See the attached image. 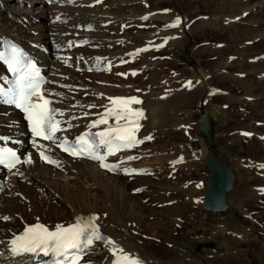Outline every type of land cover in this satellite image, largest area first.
Segmentation results:
<instances>
[{
    "label": "bare ground",
    "instance_id": "6f19581e",
    "mask_svg": "<svg viewBox=\"0 0 264 264\" xmlns=\"http://www.w3.org/2000/svg\"><path fill=\"white\" fill-rule=\"evenodd\" d=\"M31 1L34 2V10L28 11L24 6L31 4ZM44 1L45 0H0V40L4 36H8L27 47L31 48V46H33L32 50L40 60L41 64L47 68V74L54 75L53 78L51 77V80L67 87V89L62 90L55 86L53 88L50 87L49 90L56 95H62L58 104L65 108L60 109V112H66L64 117L72 119L71 124L74 127L78 126L75 131L80 130L82 124L89 125V123L101 119L106 110L112 107L110 98L135 97L139 99L141 103L133 104L131 106L132 108H135V110H140L143 113V118L139 119L140 128L138 133H140V135L146 138L149 136L153 137L157 134V131L162 135L164 133L173 132L178 123L176 121V111L178 109H181V107L185 109L183 116L186 115L184 119L188 120L189 110L187 105L189 104L188 102L191 97H183V100L178 101L179 92H176V89L174 90L169 85L167 86V84L166 93H170L169 98H171V100L167 95L163 97L164 99H159L156 95L158 93H155L152 90H149L146 96L136 94L138 92H134L135 88L131 85V82L134 81L132 76L130 75L129 77L130 82H125L122 79V76L125 75L127 69L119 67L117 65L118 60L133 59L135 58L132 56L133 50H136L137 53H144L154 50V47L158 48V44L159 46H167L166 48L169 49H171L170 45L172 44L186 47L184 53L188 54V57H201L210 51L214 52L219 48L218 46L216 48H211L210 46L206 48H196L194 45L193 40L196 33H199L197 35H202L206 32L205 30L207 27L205 29L203 27L208 24V21L198 22L201 20L210 19L209 22L216 20V23L219 24L218 22H222L224 18H227V20L240 23V21L242 22L246 18L251 17L254 20L249 22V24L254 23L256 25L257 23L259 27H264V0H215L214 2L223 3V6H225L223 7L221 14L212 15L211 17H205L203 14L202 16L204 17L199 18L197 17L198 15H194L188 18L187 25L189 29H187L185 33H183L178 26V28L169 29L170 27L168 26L174 24L177 18L181 20L182 16L180 15V11L182 12L187 6L198 2V0H177L180 9H165L160 13H157L159 9H154L155 13L153 14L156 15L154 17L155 20H160L166 23V25L162 26V28H164L163 31H155L151 37L149 35L146 36L145 34H133L129 37L130 41H127L126 27L128 24H134L137 22L142 23L144 18H139V16L134 15L116 16L117 14L115 15L113 13L115 7L111 10L108 9V11L100 12L101 5L90 6V3L95 0H81L77 1V3L72 6L60 8L55 5L46 7L43 5ZM210 1L212 0L207 2L210 3ZM17 5L21 8H17ZM108 7L110 8L111 6ZM250 8L252 9L251 11H249ZM243 10H245L247 14H244L245 12H243ZM35 13L38 14L37 17L30 20V22L23 23V19H28L30 14ZM156 13L160 15L158 16ZM54 16H59L61 19L65 20L64 23H53L52 20ZM12 19L21 22V24L19 23V25H16L15 22L13 23ZM38 22L43 24L41 30L37 29L36 24H38ZM82 22L83 24L92 23L94 25V30L91 33L83 34V37L88 39L89 45L85 46L83 49L75 50L71 61H67L64 54L60 60L56 59L55 57L59 53H54L51 43L53 41H67L68 37L78 33L75 26ZM200 24L202 25L199 26ZM102 25H105V27H102ZM211 25H213L212 22ZM116 26L120 27L121 30L114 28ZM165 29L166 31H164ZM113 30L118 35L120 33L123 34L124 37H111L106 34V32ZM262 30L264 31V29ZM251 31L252 32L248 29L244 32L252 34V36L250 34L251 39L248 44H252V46L256 47L255 49L258 51L256 54L254 52L256 56H253V59L250 57L247 60H243V58L239 57L241 55L235 53V57L232 61L230 60L231 62L228 61V64L230 66H244L245 63H248V65L252 66L253 70L249 66L246 67L250 69L251 74H249L250 72H247L245 75H250L254 78V76L257 77L258 75L264 74L263 71H260L259 69L261 67L264 69V32H261L259 35V33L254 34V30ZM64 35H66V39H62V36ZM161 37H164L165 39L159 40ZM30 40L33 41L29 42ZM38 40H43L45 42L43 43V41H41L42 44L38 45ZM118 41L123 42L119 43ZM139 47H143V49H138ZM226 47L229 48V46L222 45V49H227ZM93 48L96 50H89ZM43 50L47 51L46 55L42 54ZM115 57H118V59L114 60V63H112L111 60L115 59ZM87 61L90 62V65L101 61H104L103 64L108 62L111 63V70H113L111 74L112 77H108L104 72H101V74L96 77L100 80L96 78L94 79L106 84L114 83L116 89L100 87L96 85V81H92V84H88L84 79L91 77L84 72L78 75L70 70H74L77 66H82L85 69ZM65 63H68L70 68L65 69ZM225 63L227 64L226 60ZM152 67L153 66H151V69ZM202 68L203 79L196 84V87L198 88H202L203 86L206 91H212L220 81L222 82V80L228 78V75H222L223 68L217 67V61L210 62ZM60 74H63L66 78L58 79L55 77ZM208 75L209 78L204 79ZM229 78L235 77L232 76ZM216 79L217 81L215 82ZM242 82H245V80ZM77 87H83L84 91L72 94ZM246 92H248V89H246ZM158 109H160V111ZM204 117L207 116L204 114L203 118ZM120 123L122 124L124 121H120ZM112 124H116L115 118L109 117L108 124H101L97 129ZM190 129L186 134L190 135V133L193 132ZM0 135H9L20 140L24 138L25 133L23 123L12 109L0 107ZM156 149L157 151L159 150L158 148ZM163 149L162 151L165 150ZM170 149L172 150V148ZM170 149H168L167 152L170 151ZM20 150L23 156V161L18 166V170L0 175V179L5 181L4 191L0 195V251L7 249L8 241L17 236L22 229L28 226L43 224L51 229H56L57 225L67 226L70 225V223H76L81 219L86 221L88 218L94 216L97 217L94 223L98 227L99 232L107 239L112 240L115 243L116 248L122 249L124 254L135 255L145 264H160V259H167L170 264H176L179 259L178 254L176 255L173 253L171 247L159 241L157 238L158 233L155 230L160 227L165 230V224L161 221L163 216H160V214L157 213L158 210L154 211L151 208V204L155 201L167 199L169 196H166V193L171 191V193H178V196L175 199L177 200V203H182L180 205L181 208H184L183 204H186L187 202L196 206L199 202L200 194H198L199 191L196 193V191L192 192V190L191 192H184L179 189L173 191L165 186L167 185L166 183L165 185L158 184L159 187L150 191L152 189L151 185L155 184V181L158 180V178H154V173L168 169V165L172 166L171 164H168V160L171 159L168 158L167 163L164 162L165 160L161 162L164 157L158 158L161 155L158 156V153L160 152L153 153L144 150V153L141 155L150 156L154 154V156H150L152 157L150 159L152 161H148L147 158L138 161L137 165L130 164V166L141 168L144 178H142L138 185L136 183L129 185L126 181L121 180L116 176H111L97 170L92 163L79 160L75 161L51 155L53 160L56 161V164L54 167H47L41 163L37 154V149L24 146L23 144V146L20 147ZM40 150L50 151V148L47 144H43ZM203 151L204 150L202 149V156L200 159H197L200 160V162H202V159L206 156ZM28 158H31L32 162L30 164L24 163ZM173 160L174 159L172 158V161ZM22 181L29 183L31 187L22 188V186H20ZM155 185H157V183ZM141 187L145 189V192L148 195L143 194L140 196H143V198L148 197V204H144L142 202L143 199L140 200V198H138L139 196L136 197L131 194L132 191ZM53 190L54 193H52ZM56 191L64 194H62L64 199L62 198L63 200L60 203L59 208L48 206L46 204L43 205L42 203L41 205L35 201L33 203H23L14 198L18 193H25L27 197L33 193L36 197L40 193L51 192V196H56ZM161 192L164 193L161 194ZM231 192L232 191L225 196V209L223 212L227 210L226 200ZM183 196L185 198L184 200ZM238 196L239 193L237 192L233 195V197ZM240 197H242V195H240ZM181 208L172 207L171 210L166 211V215L163 214L168 217V221L173 220L176 218V213H181ZM3 217H8L10 221H5L6 223H3ZM155 242L158 243V245ZM202 248H205V245H203ZM117 255H120V253H117ZM90 256L96 257V259L93 258L94 260L87 261L93 264H108L109 261L115 257L113 255V249L109 245L101 246ZM170 256L173 257V260L169 259ZM2 257L4 256L0 255V264L5 262ZM183 262L184 261H182V263ZM161 264H163V262Z\"/></svg>",
    "mask_w": 264,
    "mask_h": 264
},
{
    "label": "rangeland",
    "instance_id": "374dc122",
    "mask_svg": "<svg viewBox=\"0 0 264 264\" xmlns=\"http://www.w3.org/2000/svg\"><path fill=\"white\" fill-rule=\"evenodd\" d=\"M110 1H103L104 3L102 6H104V11L108 9L111 10L115 7L114 11L117 16L134 15L139 16V18L147 17V19H143L142 23L137 22L134 24H128L126 27L127 41H130L129 37L133 34H145L146 36L149 35L151 37L155 31H163L164 28H162V26L166 25V23L160 20L156 21L154 18L156 15L152 17L148 16L151 12L155 13L154 9H159L157 13H160L165 9H180L177 0H114V2L117 3L118 9H116V3L113 2L109 5L111 7L107 8ZM207 1L209 0H198L196 4L187 6L182 12L180 11L182 18L178 27L183 33L189 29L187 25L188 18L194 15H198L197 17L199 18L221 14L223 7H225L223 6V3L214 2L215 0L210 1V3ZM31 2V4L24 6L28 11L34 10V2ZM126 2H128V4H126ZM43 5L46 7L48 6L45 5V1ZM17 8L21 7L17 5ZM251 10L252 9L250 8L249 11ZM102 11L103 10H101V12ZM243 12H245L244 14H247L245 10H243ZM203 14L204 16H202ZM157 15L159 16L160 14ZM37 16V13L30 14L28 19H23V23L30 22V20ZM209 20L198 21H208V24L206 25H208L210 29L208 26L204 25V29L207 27L205 30L206 32L202 35H197L199 33H196L193 41L196 48H206L209 46L211 48H216L218 46L219 48L216 51H210L201 57H188L189 55L184 53L186 47L172 44L170 45L171 49H169L166 48L167 46H159L158 44V48L154 47V50L152 51H161L154 53L144 52L146 55L143 59L138 58L130 64L131 67L139 69V74L135 75L136 80L131 82V85L135 88L134 92H138L136 94L146 96L147 92L152 90L155 93H158L156 95L159 99H164L163 97L166 95L169 98L170 93H166V87L169 85L174 90L176 89V92H179L178 101L183 100V97H191L188 102L189 104L187 105L189 110L188 120L184 119L186 116H183L185 109L181 107V109L176 111V121L179 124L176 122L178 125L176 124L175 130L173 132L164 133L163 135L159 134L157 131V134L153 136V142L148 146V148L152 150L151 152H160L158 153V156L160 154L162 156L160 155L158 158L164 157L161 162H163V160H165L164 162L166 163L169 161L168 164L172 165H168V169L162 170V172L158 171L154 173V178H158V180L155 181V184L157 183V185H151L152 189L150 191L159 187L158 184L165 185L166 183L167 185L165 186L173 191L178 189L183 190L184 192H191L192 190V192L196 191V193H198L199 191L198 194H200V199L196 206L187 202L186 204H183L184 208H181L180 205L182 203H177V200L175 199L178 196V193H171L170 191L166 193V196H169L167 199L155 201L154 203L152 202L151 208L154 211L158 210L157 213L160 214V216H163L161 221L165 224V230L160 227L155 231L158 233V240L171 247L173 253L176 255L178 254L179 259L176 264H180L182 261H184V264H186V262L187 264H264V191H262L264 190V74L258 75L257 77L254 76L253 78L250 75H245L247 72H250L249 74H251L250 69L246 68L248 66L252 68L248 63H245L244 66H230L228 64V61L231 62L235 57V53L241 55L239 57L243 58V60L256 56L255 54L258 52L255 49L256 47L252 46V44H248L252 34L244 31L249 29V31L252 32L251 30H254V34L259 33L260 35L261 32H264L262 30L264 27H259L257 23L256 25L254 23L249 24V22L254 20L251 17L246 18L242 22L240 21V23L224 18L222 22H218L219 24L216 23V20L211 21L213 25H211ZM14 22L16 25H19V23L21 24L19 21L13 20V23ZM144 24L149 25V29L141 31V28H137L142 27ZM42 25L41 22H38V24H36L37 29L41 30L43 27ZM102 27H105V25H102ZM114 28L121 30L118 26ZM129 28H132L130 29V33L128 32ZM173 28L176 27H170L169 29ZM166 29L164 31H166ZM108 32H106V34L111 37H116L118 35L115 31V34ZM119 35L118 37L120 38L124 37L121 33ZM161 39L165 38H159V40ZM166 40L169 41L168 39ZM31 41L33 40H30L29 42ZM41 41L38 40V45L42 44ZM44 42L45 41H43V43ZM118 42L122 43L123 41ZM222 45L229 46V48L226 47L227 49H222ZM143 56L144 54H141L138 57ZM153 59H156V61H153ZM225 60L227 61V64L225 63ZM216 61L217 67L223 68L222 75H228V78L222 80L223 83L220 81L221 83L219 82L212 91H206L203 86L202 88L196 87V84L203 79L202 67L210 62ZM151 66H153L152 69ZM123 69L127 68L123 67ZM259 69L264 73L262 67ZM126 73L127 72H125V74ZM131 76L134 78L133 75ZM232 76L235 78H229ZM108 77H112V75ZM129 77L126 78V75H123L122 79L125 82H128L130 80ZM64 78L66 77L64 76ZM208 78L209 75L204 79ZM96 79L100 80L99 78ZM244 80L245 82H242ZM85 81L88 84H92L89 83L88 79ZM189 81L191 82V86L187 87L186 85H188ZM216 81L217 79L215 82ZM135 84L137 85L136 87ZM138 85L142 87L141 90H137V88H139ZM104 87L116 89L114 83H105ZM246 89H248V92H246ZM169 99L171 100V98ZM158 110L160 111V109ZM204 114L211 121L214 120V142L216 145V152L232 171L234 188L231 192L233 194L230 193L227 197V210L225 212L218 214L207 213L206 219H201L204 212L201 210L200 202L204 191L203 188L206 187L207 173L200 160L191 158V155L187 152L186 144L189 138L194 135L198 141L202 140L201 145L204 150L203 152L207 154L205 148L206 144L204 143V147V140L196 130L197 125L195 126L197 119L200 115L203 116ZM189 129L193 131L190 135L186 134ZM245 133L248 135H245ZM156 148L160 151H157ZM167 148H172V150L170 149V151L167 152ZM162 149L164 151H162ZM150 156L147 157L148 161H152L150 160L152 158ZM168 158L171 160L167 161ZM172 158L182 160V164L179 160L177 162L172 161ZM163 172L164 174H162ZM134 183L138 185L137 182ZM129 185L133 184L130 183ZM20 186H22V188L31 187L29 183L23 181ZM195 186L197 189H195ZM234 192L239 193V196L233 197L235 194ZM52 193H54V190ZM52 193L43 192L36 197L33 193L28 197L25 193H18L14 198L23 203H33L35 201L39 204L42 203L43 205L46 204L48 206L59 208L60 203L64 199V194L56 191V197L54 195L51 196ZM162 193L164 192H161V194ZM145 195L148 194L145 193ZM240 195H242V197H240ZM138 196L140 195H137L136 197ZM142 199H144L142 201L144 204L149 203V199L146 200V198L141 196L140 200ZM184 199L183 196V200ZM172 207L181 208L182 211L180 214H175V219L168 221V217L164 216V214L166 215V211L171 210ZM156 244L158 245V243ZM204 244H209V246L205 245V248H202ZM93 258L96 259L95 256H90V260H94ZM169 259L173 260V257L170 256ZM159 262L160 264L162 262L163 264H170L167 259H160Z\"/></svg>",
    "mask_w": 264,
    "mask_h": 264
},
{
    "label": "snow or ice",
    "instance_id": "6c2138e0",
    "mask_svg": "<svg viewBox=\"0 0 264 264\" xmlns=\"http://www.w3.org/2000/svg\"><path fill=\"white\" fill-rule=\"evenodd\" d=\"M144 19H147V17H144ZM179 24L180 20L177 18L175 23L169 25V27H177ZM11 53L12 55L6 63L8 69L15 73L18 71L21 54L15 47L11 49ZM0 59H3L2 55H0ZM16 83V89L12 91L10 97L4 102L15 105L16 108L25 114V119L34 138L53 141L54 134L60 130L59 121L54 119L55 110L50 107L52 102L43 95L42 85L44 81L39 71L30 65L26 74L18 79ZM186 86L190 87L191 82H188ZM33 98L37 102L33 103ZM110 103L112 107L106 110L101 119L93 122L89 127L95 128L101 124H108L109 117L115 118V126L95 133L91 141L89 139L90 134L85 133L77 139L75 144L70 145L67 142H62L58 147L73 157L87 156L90 159L97 160L100 162L101 168L113 171V166L104 163L106 156L93 154L96 147L93 141L98 137V144L107 149V155H112L118 150L130 149L143 143V140H138L136 137V132L140 128L139 119L143 118V113L131 107L133 104L141 103L135 97L110 98ZM120 121H124V123L121 124ZM245 135L248 134L245 133ZM145 139L150 140L152 137L149 136ZM34 147L39 146L34 142ZM40 158L45 163L56 164V161L45 155V151L40 152ZM129 159L134 158L130 157ZM20 162L15 152L0 150V164H3L9 170L15 168ZM31 162V158L24 161V163L28 164ZM137 191L140 190L138 189ZM3 219L7 220L9 218L3 217ZM96 219L97 217L94 216L86 221L81 219L75 225L68 227L57 225L54 231H50L40 224L26 227L22 235L16 236L11 241L10 251L16 255L41 252L45 256L51 254L55 258L54 264H79L83 250L88 249L95 241H101L113 249L114 256L120 253L114 264H139L135 258L124 254L122 249L116 248L112 240L104 238L99 233V229L94 223Z\"/></svg>",
    "mask_w": 264,
    "mask_h": 264
},
{
    "label": "water",
    "instance_id": "95a60500",
    "mask_svg": "<svg viewBox=\"0 0 264 264\" xmlns=\"http://www.w3.org/2000/svg\"><path fill=\"white\" fill-rule=\"evenodd\" d=\"M199 131L206 137L209 155L203 161L209 172L208 190L204 195L203 209L207 211H223L225 209V196L232 190V175L224 162L218 158L211 143L212 124L204 119L199 122ZM195 157L200 156V150L195 140L189 145Z\"/></svg>",
    "mask_w": 264,
    "mask_h": 264
}]
</instances>
